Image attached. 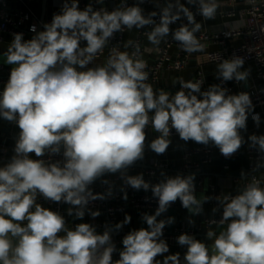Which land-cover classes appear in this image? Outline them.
<instances>
[{
    "label": "clouds",
    "instance_id": "1",
    "mask_svg": "<svg viewBox=\"0 0 264 264\" xmlns=\"http://www.w3.org/2000/svg\"><path fill=\"white\" fill-rule=\"evenodd\" d=\"M187 4L196 7L195 14L181 0H165L163 6L157 5L159 12L147 15L139 3L129 6L126 0L111 11L94 9L91 3L81 10L79 0H64L42 31L31 26L35 33L31 39L12 34L6 51L0 53L12 65L0 91V117L20 131L15 155L0 167V264H264V187L256 177L235 195L215 197L222 216L210 222L226 227L219 234L207 230L210 246L186 233L176 238L187 249L181 260L178 252L164 255L169 245L162 239L163 230L174 218L158 217L177 200L191 215H199L213 197H197L195 173L161 172L163 179L155 184L142 173L127 175V169L144 158L149 125L158 135L147 147L158 155L166 152L175 130L185 142H211L225 158L231 157L245 142L241 130H246L254 110L249 93L229 94L221 84L202 91L204 81L183 79L174 94L154 90L138 45L131 54L114 46L103 66L89 67L115 33L146 26H152L147 39L153 46L171 34L183 51H204L196 36L202 25L195 17L214 18L219 4L217 0H187ZM182 17L187 23L171 30L169 26ZM131 45L128 41L125 47ZM243 65L239 56L222 59L216 76L221 83L245 82L250 73L241 70ZM252 119L259 126V114ZM248 140L250 147L264 154V135L252 134ZM53 156L62 159L53 161ZM261 167L264 157L253 171ZM116 173L132 189L151 190L158 207L154 214L142 215L146 228L123 237L119 259L113 260L118 250L111 229L106 226L98 233L90 223L70 228L63 215L38 203V196L70 205L67 215L75 219H83L86 211L95 218L100 212L89 209V202L111 197L113 189L109 185L104 193H93L89 186ZM241 176L246 179L248 173ZM123 199L127 200L126 192ZM130 222L126 214L113 227L120 230Z\"/></svg>",
    "mask_w": 264,
    "mask_h": 264
},
{
    "label": "crops",
    "instance_id": "2",
    "mask_svg": "<svg viewBox=\"0 0 264 264\" xmlns=\"http://www.w3.org/2000/svg\"><path fill=\"white\" fill-rule=\"evenodd\" d=\"M9 3V9L13 10L17 7V4L15 0H7ZM156 5L154 6H142L140 7L144 10V14L147 15L151 11H157L159 12L158 0H151ZM64 0H47L46 6H45V12L43 10L42 6V0H34L31 7L36 13V15L39 16V18H42L43 14L44 19L45 18H52L53 14L59 13L62 7ZM126 2H131L133 5L138 4V0H126ZM219 7L217 9L216 15L212 19H204L200 15L196 18L197 22H199L202 26L198 33H196V36H198L201 33H205L207 35L206 40H200V42L204 45V51L202 52H194L195 56L193 57L191 63L187 68H185L183 71L180 72H171L167 71L164 72L161 79L153 85L154 90L163 89L171 94H174L177 90H179L180 85L178 84V81L180 79H183L185 81H189L194 78L195 72L198 68H201L205 74L206 77V86L205 88H201L202 91L207 90L210 85L216 84L217 82V64H212L208 61V53L211 51H214L218 49L219 47L215 43L216 37L221 36L224 33H227L229 30L235 28L240 22H239V14L243 12L247 8V2L248 0H236L234 4H231L229 0H217ZM82 3L88 5L91 3V0H79V8L83 10ZM121 3V0H108V2L104 5V8L111 11L115 9L119 4ZM181 3H184L185 6L188 7L187 0H181ZM159 5V6H163ZM235 12L236 16L234 17H227L226 15L229 12ZM183 18V17H182ZM155 19H159V15L155 17ZM184 19V18H183ZM186 19V18H185ZM171 30H175L178 28L176 25H170L169 26ZM145 30H148L147 27L143 28ZM143 29H131L127 30L123 35V45H122V52L127 51L131 52V46L125 47V44L128 41L134 42L139 35V33ZM151 30V29H150ZM149 30V31H150ZM148 31V32H149ZM32 37H26L25 40L31 39ZM167 38H172L171 34ZM164 39V40H165ZM0 53H3L6 51L9 43L11 42V37L7 34H0ZM162 40L161 43L164 41ZM227 46L230 45H240L242 43V39H230L226 38L223 40ZM160 43V44H161ZM159 44V45H160ZM158 45V46H159ZM142 46H143V54L140 58L144 59L147 62V66H150L153 64V62L156 59L155 50L158 46H153L147 39V35L143 36L142 38ZM0 67L4 68L5 71L0 70V77L5 78L7 75H10V70L12 65H8L4 62V59L2 56H0ZM89 67H94V64L89 65ZM243 70H249V76L245 82L237 83L235 80L227 81L232 87H233V94H238L240 92H249L251 90L256 91H264V80L259 79L256 77V68L254 64L247 63L243 65ZM4 85L1 86V91L3 90ZM255 112L260 113V123L259 126L256 125V123L251 118V115ZM253 113H250L247 120V128L246 130H241V135L244 138V144L250 145V141L248 140V137L252 134L255 135H264V107H262L260 110H253ZM19 128L11 127L9 124L4 123L0 119V145H5L8 148V162L11 160L12 156L14 155V147H15V139L17 135L19 134ZM147 137H146V147L144 152V158L133 166L129 167L127 169V175H137V174H143V177L146 181L150 182L151 184L158 183L163 177L160 175L161 172H164L168 176H175L177 174H180V168L182 165V159H183V150L184 148H192L195 146H199L202 144H198L194 141H183L180 139V137L174 136L171 139V144L169 145L168 149L164 154L158 155L155 152L151 151L150 148L147 147V144L151 142L156 136L158 135L155 133L154 129L152 127L148 128L147 131ZM210 145L214 146L215 152L213 154V160L211 164L204 166L200 173L195 174V189H196V195L199 197L200 195H207L210 196V188L211 186H214L216 190L221 192L222 194H237L239 190H241L244 187V181L249 179V177L252 175L248 169L247 165L248 162L246 161V158H236L241 161V166L239 170L237 171V174L233 175L228 174L223 170V165L221 164V160L224 157H221L218 148L213 144L209 143ZM200 159V157H198ZM227 159V158H224ZM243 159V160H242ZM143 161V162H142ZM7 162V163H8ZM167 163L170 165L167 169H158L156 170V174L154 177H150L146 174V171L150 168L152 163ZM5 165V164H4ZM4 165H1L0 167H3ZM231 171V169H230ZM248 173V176L246 179H244L241 176V173ZM256 173L261 177V187H264V172H261V170L256 171ZM237 177L238 182H234L232 177ZM107 180L109 181V184H104L102 181ZM94 184L96 187L99 188V191L102 190L101 187H104L103 191L106 190L109 185L112 186L113 192L114 191H121V188L123 187L124 192L127 194L129 193H135L139 195H150L152 196L151 190L144 191V190H135L132 189L130 186H126L123 184V180L121 179L120 173L116 174H105L104 176L98 178ZM93 191L94 188H91ZM122 192V191H121ZM123 192V194H124ZM69 206L65 205L62 207V213L65 217L66 224L68 227H73L78 223H90L96 227V231L98 233H103L105 230V227H109L106 217L103 215H99L98 217H91V215L86 211L85 216L83 219H75L72 216L67 215V209ZM215 207L212 203L206 202L203 205V211L199 215H191L187 209L183 208L181 205V202L179 200L176 201V206L172 209H168L165 213L161 215V217H158V219H166L168 217H173L174 222L171 225H166L164 228L165 230L172 232L174 230H184L187 232H193L192 236H194L197 240H200L202 242H205L207 245H211L213 243L212 240L206 239V233L208 229H211L215 231L217 234H219L220 231L224 229L225 226H211L207 227L204 221L207 218L211 217H219L222 216V207L220 206L219 210L213 212V209ZM155 210H127L123 213L117 214V218L115 222L112 224V228L114 230L112 234V240L114 241L116 238L121 237L124 233H128L132 230L139 229L141 227H147L146 223L142 220V215L144 213L148 214H154ZM131 216V222L127 225H124L122 229L115 230L114 225L122 222L125 218V215ZM189 220H193L194 223L190 224ZM63 235V233L61 234ZM169 245V253H166L164 255H169L173 252L180 251L183 253L186 252L185 246H176L170 242H167ZM157 259H163L162 256H158Z\"/></svg>",
    "mask_w": 264,
    "mask_h": 264
},
{
    "label": "built area",
    "instance_id": "3",
    "mask_svg": "<svg viewBox=\"0 0 264 264\" xmlns=\"http://www.w3.org/2000/svg\"><path fill=\"white\" fill-rule=\"evenodd\" d=\"M231 4H234L236 0H229ZM17 7L13 10L9 9V3L7 0H0V34H7L13 39V33H23L24 39L26 37H33L35 33L30 31L32 25H35L37 28V32L39 29L43 30L44 23H50L52 18L41 19L34 12L31 5L34 0H15ZM108 2V0H103L102 3H97V0H91V4L94 9L104 8V5ZM129 6L133 5L131 2H126ZM138 3L142 6H154V3L151 0H143V3ZM165 3V0H158V4L162 5ZM193 13H196V7L193 5H189ZM82 8H85V4L82 3ZM227 17L236 16L235 12L231 11L227 15ZM239 24L229 30L227 33H224L221 36H217L215 43L219 47L218 49L211 51L208 53V61L212 64H218L222 61V59H230L233 56H239L244 59V64L253 63L256 68V77L264 80V0H252V2H247V8L241 12L239 15ZM199 14H196L197 18ZM159 22V19L156 20ZM182 23L186 24L187 20L182 18L181 20L176 21L171 25L180 26ZM148 30L143 29L136 40L131 45V52L136 51V46H139L138 56L141 57L143 54V46H142V38L147 35V32L151 29L152 26H146ZM127 31L125 29L124 32H117L114 34V37L110 39L109 44H107L102 53L98 54L97 58L93 61L94 66H103L110 54L111 49L115 46L119 51H122L123 45V35ZM198 38L200 40H206L208 37L205 33H201ZM242 39V43L238 46L230 45L227 46L224 39ZM1 41V40H0ZM82 46L86 42H81ZM156 59L152 65L147 66L146 71L149 73L148 83L152 86L155 85L162 77L164 72H180L189 66L193 57L195 56L193 53H187L183 51L178 42L174 41L172 38L165 39L155 50ZM0 70L5 71L4 68L0 67ZM9 76L7 75L5 78L0 77V91L1 86L5 85L8 81ZM204 81L202 84V88L206 86V77L201 68H198L195 72V76L192 79L193 82L196 81ZM216 84H221L222 87L227 88L229 90V94H233V87L228 82L221 83L220 79H217ZM252 103L254 105V110H260L264 107V91H256L251 90L248 92ZM255 112L253 114H256ZM252 114V115H253ZM260 116V113H258ZM251 115V118H252ZM261 117V116H260ZM0 119L9 124L11 127L18 128L13 122H9L2 117ZM149 125L148 128H150ZM147 128V129H148ZM146 129V131H147ZM178 134L175 130H172V135L170 138L177 136ZM215 152L214 146L208 145H199L192 148H184L183 150V159L182 165L180 168V174L189 175L192 173L198 174L201 172L204 166L211 164L213 160V154ZM218 152L221 157H224L219 149ZM30 156L33 159H38L35 157V154L32 153ZM200 157V159H198ZM246 158L248 162L247 169L252 174L249 179L244 181V185L251 181L252 177H256L261 181V177L253 171V168L256 166L257 162L264 157V154L258 152L257 149L250 147V145L242 144L241 148L233 154L229 158ZM49 157L45 156L44 159H48ZM225 158V157H224ZM53 161L62 159V156H53L51 157ZM8 162V148L5 145H0V166L7 164ZM170 165L167 163H152L150 168L146 171V174L150 177H154L156 174V170L158 169H167ZM223 170L230 174V167L228 165L223 167ZM259 170L264 172V167H261ZM258 170V171H259ZM234 182H238L237 177H232ZM90 188H94L93 193H104V187H101L102 190L99 191V188L93 183L89 186ZM123 192L114 191L111 197H107L104 200H95L90 201L88 208L92 211H99L100 215L106 217V221L109 226L115 222L117 218V214L123 213L127 210H155L158 207L157 199L150 195H139L135 193L127 194V200L123 199ZM223 196L226 194H222L214 186L210 188V197H213L209 201L213 206L219 210L220 205L218 201L215 199L217 196ZM235 195V194H231ZM38 203H40L43 207L49 208L53 211L62 213V207L67 205L63 202H52L45 200L42 196H38ZM70 207V205H67ZM176 206V202L172 203L168 209H172ZM221 218L219 217H211L207 218L204 223L207 227L216 226L217 223H211L210 221L216 220L218 221ZM189 234L192 235L193 232H187L184 230H174L169 232L167 230H163L162 239L166 240V242H170L176 246H179L177 243V237L181 234ZM128 234L124 233L121 237L116 238L113 242L116 245L117 252L113 253V260L119 259V250H122L123 237ZM181 255V260H183V253L177 251ZM177 252H173L171 254H175Z\"/></svg>",
    "mask_w": 264,
    "mask_h": 264
},
{
    "label": "trees",
    "instance_id": "4",
    "mask_svg": "<svg viewBox=\"0 0 264 264\" xmlns=\"http://www.w3.org/2000/svg\"><path fill=\"white\" fill-rule=\"evenodd\" d=\"M243 160V159H242ZM221 164L224 166L228 165L231 169V174L235 175L237 174V171L239 170L241 166V161L236 158H227V159H222Z\"/></svg>",
    "mask_w": 264,
    "mask_h": 264
},
{
    "label": "water",
    "instance_id": "5",
    "mask_svg": "<svg viewBox=\"0 0 264 264\" xmlns=\"http://www.w3.org/2000/svg\"><path fill=\"white\" fill-rule=\"evenodd\" d=\"M46 2H47V0H42V6H43V10H44V12H45V6H46ZM44 15L45 14H43V16H42V18L41 19H44ZM179 27V26H178ZM39 31H42L41 29H39L38 30V32ZM18 137H19V134L17 135V137H16V139H15V143H16V140L18 139ZM14 155H15V153H14ZM10 162V161H9ZM143 162V161H142ZM109 229H111V233H113L114 232V230H113V228H112V226H109L108 227Z\"/></svg>",
    "mask_w": 264,
    "mask_h": 264
}]
</instances>
